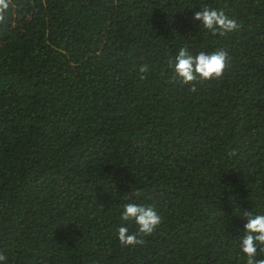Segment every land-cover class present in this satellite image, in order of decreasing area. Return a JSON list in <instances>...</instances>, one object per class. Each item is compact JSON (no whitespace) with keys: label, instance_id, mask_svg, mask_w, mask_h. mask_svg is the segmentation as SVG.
Here are the masks:
<instances>
[{"label":"trees","instance_id":"trees-1","mask_svg":"<svg viewBox=\"0 0 264 264\" xmlns=\"http://www.w3.org/2000/svg\"><path fill=\"white\" fill-rule=\"evenodd\" d=\"M205 5L239 30L201 28ZM180 47L225 49L223 75L192 91L168 67ZM128 201L162 217L136 246L116 235ZM245 211L264 213V0H9L6 264H245Z\"/></svg>","mask_w":264,"mask_h":264},{"label":"clouds","instance_id":"clouds-1","mask_svg":"<svg viewBox=\"0 0 264 264\" xmlns=\"http://www.w3.org/2000/svg\"><path fill=\"white\" fill-rule=\"evenodd\" d=\"M9 10V0H0V19ZM194 19L200 22L201 28L211 35L225 36L239 30L240 25L234 17L224 10L205 5L195 12ZM229 61V54L223 48L214 51L193 52L188 47H180L175 56L169 60L168 67L173 78H178L184 84L194 81L220 78ZM148 66L140 67V72H146ZM245 223L239 238V249L243 254L245 264H264L260 253L264 252V213L243 212ZM162 222L159 210L154 204L125 202L121 206V226L117 230V238L124 246H136L144 241L141 237L152 235ZM134 224L135 231L130 225ZM7 257L0 252V264H6Z\"/></svg>","mask_w":264,"mask_h":264}]
</instances>
